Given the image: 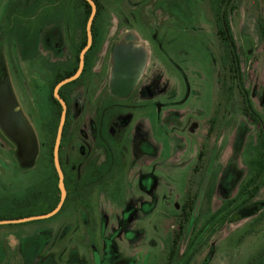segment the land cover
Segmentation results:
<instances>
[{"label":"rangeland","instance_id":"1","mask_svg":"<svg viewBox=\"0 0 264 264\" xmlns=\"http://www.w3.org/2000/svg\"><path fill=\"white\" fill-rule=\"evenodd\" d=\"M15 1L0 0V187H9L13 197H22L27 184L40 180L47 167L46 130L55 113L50 99L53 71L58 68L49 64L50 72L47 61L45 65L43 59L28 61L38 43L34 36L32 49L25 30L38 29L39 9L32 13L37 18L29 28L26 7L34 0H23L20 9L10 8ZM99 1L102 12L96 41L87 72L77 83L69 150L79 168L88 159L95 163L104 159L95 145L92 122L107 102L118 105L107 94L111 66L107 50L114 39L122 41L132 30L150 57L146 76L130 101H137V110L129 112L133 121L126 131L116 134L123 141L118 144L123 175H115L109 186H96L93 203L86 207L64 208L45 219L0 224V234H8L16 248L25 238L49 234L61 221L72 218V228L67 225L69 233L64 230L58 245L64 264H262L264 210L233 223L228 218L242 206L239 190L248 174L250 144L257 145L260 129L264 130V0H233L235 9L229 13L257 125L243 114L238 92L226 112L218 105L223 99L211 0ZM71 30L66 25L57 28V35L47 41L57 54H48L45 46L41 55L69 65L81 38L78 30L72 38ZM247 45L253 47L249 56ZM217 108L222 109L219 120L212 124ZM115 112L119 117L127 113ZM29 127L38 137L40 156L34 169L25 171L12 155L16 147L5 133L31 135L34 151L36 139ZM134 127L137 141L131 135ZM201 151L204 156L196 171ZM17 158L20 161L19 152ZM143 175L156 181L150 191L140 187ZM203 185L196 224L189 232L186 224L175 258L169 261L186 193L191 190L197 202ZM254 199H264V188ZM127 205L136 213L127 214ZM125 214L133 216L124 224L131 231L128 234L120 227Z\"/></svg>","mask_w":264,"mask_h":264},{"label":"flooded vegetation","instance_id":"2","mask_svg":"<svg viewBox=\"0 0 264 264\" xmlns=\"http://www.w3.org/2000/svg\"><path fill=\"white\" fill-rule=\"evenodd\" d=\"M34 2L35 0L32 2V4ZM29 6H27L26 8L28 9ZM27 16L28 17L26 21L29 23V28H31L30 21L35 20V18L37 17L35 15L30 17L29 14ZM38 16H39L38 21L43 22L44 21L43 20L44 19L43 9L38 10ZM60 27H61L60 21L55 20L53 23H50L47 26L41 24L36 31L25 30V35L32 45H33L32 41H34L33 39L34 36L36 38V32L38 31L40 34L39 40L38 41L35 40L36 43H38L37 52L33 56L31 55L32 58L28 59V61L30 60L40 61L41 59H43L44 65H45V61H47L46 63L47 65L45 67H47L50 70V72L52 71H51V67L49 66V64H53L54 70L55 68L59 69L60 65L62 64L60 62V59L58 58L57 61L56 59L55 61H52V59L49 60V58L47 59L45 56L41 55V48L44 49V47L46 46L48 50V54L52 52L54 56L55 54H57V52L49 48L51 45L47 44V41L51 40L52 34L53 36L57 35V28H60ZM53 28L55 31H51ZM77 30L80 31L77 27L71 30L72 38L74 37L73 33L75 31L78 32ZM81 34H80V37H81ZM137 40H138L137 34L133 33V31L130 30L129 32L126 33L122 41L120 40L118 41L114 39L112 43L109 45L108 50H107V53L109 54V60L111 62V66L109 70V77H108L107 94L111 99H113V101H117L118 105L107 102V104H104L101 107L102 109H98L97 119L94 122H92V127H93L92 134H93V138L95 139V145L97 148H99L103 152L105 156L104 159L100 163H97V162L95 163L92 159H88V161L85 162L86 164L84 165V167L79 168V166H76L75 164L76 156L73 154V152L69 150L70 143L72 142V137H73L70 134H72V131H74L73 126H72L73 125L72 124V113L74 111V98L78 94L77 92L78 84L77 83L81 79V77L84 75V70L82 74L79 76L78 78L79 80L76 79L75 81L77 80L78 81L71 87L64 89L62 92V95H60L65 100L66 105H67V116H66V123H65V125L67 126V132L65 134V138L63 141L62 152L60 153L59 151L60 164H61V168L64 174L66 198L64 200V203L61 209L55 215H57L64 208L73 209V208L83 207V206L86 207L87 205H89V203L92 202L93 190L96 186L103 187V186H106V184L109 186L110 183H113L115 181L114 179L116 178L117 175H121V176L123 175L122 173L124 169L120 168L122 165L121 164L122 150L119 148V145H118L120 142H123V141L119 140L120 138L119 137L117 138L116 134L121 133L122 130L126 131V129L130 127L133 121L134 115L129 112L137 110V101L136 102H130V101L133 100V97L135 96L138 85L146 76L147 62L150 57V52L147 49V46H145V44L142 41L138 42ZM31 47L33 49L34 45ZM90 49L92 50V47ZM90 49L88 50V52L91 51ZM30 52L33 53L32 50ZM79 56H80V53H79ZM85 64H86V56H85ZM53 74H54V79H55L56 72L53 71ZM73 82H70V83H73ZM59 94H60V91H59ZM50 101H51L50 104L54 107V112H55L58 109V105L53 102L52 98L50 99ZM59 104L61 107V111H60V117H61L62 105L60 102ZM118 110H121L127 113L123 115L122 117H119L117 113L115 112V111L118 112ZM31 128L29 130L31 131V134H34V137L36 139L34 151L32 149L33 145H32L31 135L26 136L25 132L20 131V132L12 133L15 135L14 137L12 136V134L5 133V137L16 147V149H14L15 152L12 151V155H15V156L17 155L16 157H18V152L20 153L21 159L20 161L18 159V161L20 165L22 166V169H24L25 171L34 169V167L37 165V161L39 160V156H40L39 140H38L36 133L35 132L33 133L32 132L33 129L31 130ZM131 129L129 130H131L133 141H137V134H135L136 127L131 128ZM124 133L127 135L130 133V131L124 132ZM100 141H102V145ZM136 145L137 144L135 143L134 150L136 148L135 147ZM46 158L48 161V157ZM53 163H54V157H53ZM42 171H44V174L41 175L40 177L41 178L40 181H42V183L37 184V185L28 183L22 194L24 205H27V206L31 205L33 207H36L35 209L32 210V214L25 215L24 217L49 213L53 209H55L58 203L60 202L61 191L59 188V175H58L57 170H56L57 183H56V186H53V187L51 185L46 184L47 179H49L47 175V172L49 171V169L43 168ZM111 180L113 181L111 182ZM155 182H156L155 179L152 178L151 175H143L141 176V179H140V187L143 189H146L147 191H150L155 185ZM204 188H205V185L202 186L200 195L198 196L197 205L195 207V212L197 211V213L199 210L198 203L201 200V197H203L202 195H203ZM2 191H5V193H3ZM0 192L3 197L7 198L8 196V199H5L6 201L3 199H0V221L19 218V217L17 218L14 217V214L12 213L13 211L12 204H11L12 199L9 198V195H11V198L13 197V195L11 194L9 187H6V186L5 188L0 187ZM186 197H187V193H186ZM54 202H56V205L52 209H45L46 207H49L50 205H52V203ZM185 202H186V198L183 204L181 205V208H180L181 212L183 210V206ZM258 202L263 203L262 208L258 210L255 214H252L251 216L247 218L255 216L257 213L264 210V199H260V200L254 199V200H251L246 205H242L236 208L231 213L229 218L235 213H237L241 208L254 204V203H258ZM130 210H134V212L136 213V209H133L132 205H127V210H126L128 211L127 214L130 212ZM75 212L77 214L78 211H75ZM127 214H125L124 218L120 219V223L123 225L122 226L120 224V227L122 231L123 230L126 231V232L125 231L123 232L125 234H128L131 231H129V229H124L125 228L124 224H126V222L133 219V216L131 215H129L127 218ZM229 218H228V221H229ZM247 218H244V219H247ZM239 220H242V219H239ZM239 220H235L233 222H237ZM74 222H75V219H72V218L65 219L64 221L60 222L58 228L55 231L50 230L51 232H49V234H42L38 236L37 238H32L33 240L25 238L22 242H20L21 245L18 244L16 248L13 247L11 240H10V236L8 234H4V235L0 234V264H64L60 262L61 254H60V248L58 247V245H59V242L61 241V237H62L61 234L64 233V230H67L68 227L70 230L72 228V226L70 225L73 224ZM4 224H8V223H4ZM67 225L69 226L67 227Z\"/></svg>","mask_w":264,"mask_h":264},{"label":"trees","instance_id":"3","mask_svg":"<svg viewBox=\"0 0 264 264\" xmlns=\"http://www.w3.org/2000/svg\"><path fill=\"white\" fill-rule=\"evenodd\" d=\"M23 0H16L10 6L13 8L17 6V9H20L22 6ZM97 4V14L93 23L92 31L94 36V43L96 41L97 36V21L99 16L102 12V5L99 0H94ZM210 8L213 15V22L215 26V35L217 39V64L218 69L220 72V96L221 100L218 105H222L224 112L228 110V104L233 99L234 94L238 92L242 96V111L243 114L250 120V122L254 125L259 124L258 119L252 112V103L249 99V91L245 88L244 85V73L241 66V56L238 50V47L235 43L233 32L230 26L229 21V13L230 11L235 9L233 4V0H211L210 1ZM37 9L44 10V21L38 22V26L41 24L48 25L53 23L55 20L60 21L61 25H66L69 30L77 27L81 32L80 42L74 46L73 51V59L68 64H61L58 72H56V77L54 79V85L52 88L54 89L55 85L64 78H67L73 75L79 63V53L82 48L86 45L87 42V35H86V24L91 13V6L86 0H35V2L26 9L30 17H32V13H34ZM24 11V12H26ZM36 16V15H35ZM37 17V16H36ZM31 22V28L34 26L33 20ZM39 28V27H38ZM37 30V29H36ZM38 38V39H37ZM40 38V34L36 32L35 40L38 41ZM92 46V48H93ZM91 50V49H90ZM90 52V51H89ZM89 52L86 55V64L84 73L88 68V60H89ZM247 54V53H246ZM248 56V55H247ZM68 65V66H65ZM79 80V79H78ZM77 80V81H78ZM77 81L70 83L60 90V95L64 89H67L74 85ZM51 98L55 104L58 105V109L54 113L53 123L52 125L46 130L48 136V162L47 167L49 171L47 175L49 179H47L46 184L56 186L57 183V173L53 163V145L55 142V137L57 133V127L60 120V111L61 107L59 102L53 96V92L51 93ZM222 109L217 108L215 109L214 116L210 119L211 123H217L219 120L218 114ZM260 129V128H259ZM260 135L258 137L257 145L250 144V150L252 151V157L248 162V174L246 178L243 180L242 184L240 185L239 196L243 198L242 205H246L249 203L253 198L258 194V192L264 186V130L260 129ZM67 132V126L65 125L61 146H60V153L63 149V141L65 138V134ZM263 132V133H262ZM263 134V136H262ZM101 145H102V141ZM203 152L201 151L198 157V162L196 163L194 169L197 171L200 162L203 160ZM16 157V156H15ZM17 161L18 158L16 157ZM114 162V161H112ZM19 163V161H18ZM20 164V163H19ZM202 164V162H201ZM22 167V166H21ZM42 183V181L38 180L33 185H37ZM192 191L189 190L187 192L186 202L183 206V210L179 215V229L175 231L173 236V244H172V251L169 254V261H173L176 255V251L178 248L179 240L182 236L184 229L189 224L187 231H190V228L194 227L197 220V211L195 212V207L197 202L194 200V195L191 193ZM200 194V193H199ZM199 196V195H198ZM3 200L7 199L6 197L1 198ZM12 213L14 217H24L25 215L32 214V210L36 207L27 206L23 204V197H12ZM57 201V199H56ZM56 205V202L52 203L49 207L45 209H52ZM229 206V205H228ZM227 206V207H228ZM187 224V225H186ZM261 254H264L261 253ZM262 264H264V257L262 258ZM170 264V262L168 263Z\"/></svg>","mask_w":264,"mask_h":264},{"label":"water","instance_id":"4","mask_svg":"<svg viewBox=\"0 0 264 264\" xmlns=\"http://www.w3.org/2000/svg\"><path fill=\"white\" fill-rule=\"evenodd\" d=\"M86 1L91 6V13L89 15V18H88L87 24H86L87 42H86V45L84 46V48L80 52L78 69L76 70V72L73 75H71V76H69L67 78H64L61 81H59L55 85L54 90H53L54 97L62 105L61 117H60V121H59V124H58L56 139H55L54 148H53L54 166H55V168H56V170L58 172V175H59V188H60V191H61L60 202L58 203L57 207L55 209H53L51 212H49V213L42 214V215L23 217V218H17V219L3 220V221H0V224H4V223H21V222H27V221H30V220H37V219H44V218L51 217V216L55 215L61 209V207H62V205L64 203V200L66 198V188H65V183H64V174H63V171H62V168H61V164H60L59 151H60V145H61V141H62L64 126H65V123H66L67 105H66L65 100L60 96L59 91H60L61 87H63L64 85H66V84H68L70 82L75 81L82 74V72L84 70V67H85V56H86V53L92 47L93 42H94V36H93L92 27H93V23H94L96 14H97V4H96V2L94 0H86ZM246 48H247V55L249 56L251 54V51H252L253 47L251 45H247ZM199 204H200V201L198 203V206H199ZM262 206H263V203H261V202L245 206V207L241 208L237 213L232 215L229 218V222H233L235 220L247 218V217L251 216L252 214H255L258 210H260L262 208Z\"/></svg>","mask_w":264,"mask_h":264}]
</instances>
